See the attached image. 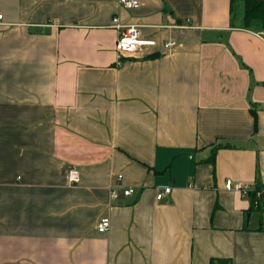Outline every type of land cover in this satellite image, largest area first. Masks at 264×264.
<instances>
[{
    "label": "crops",
    "instance_id": "0c3cea01",
    "mask_svg": "<svg viewBox=\"0 0 264 264\" xmlns=\"http://www.w3.org/2000/svg\"><path fill=\"white\" fill-rule=\"evenodd\" d=\"M138 1L0 0V264H264V205L225 186H264V29ZM115 16L156 45L118 53Z\"/></svg>",
    "mask_w": 264,
    "mask_h": 264
},
{
    "label": "built area",
    "instance_id": "2783aa9c",
    "mask_svg": "<svg viewBox=\"0 0 264 264\" xmlns=\"http://www.w3.org/2000/svg\"><path fill=\"white\" fill-rule=\"evenodd\" d=\"M118 5L126 8L132 9L139 5L138 0H117ZM2 19V14L0 13V20ZM111 27L115 28L118 31L117 38L114 43V49L118 53H132V52H142L144 49L153 47L156 45V40L152 38H145L141 36L139 28L135 25H131L125 27L119 22L117 16L112 18ZM260 37L264 39V30L256 33ZM175 43L173 41H168L164 43L163 51L170 52L171 48L174 47ZM68 180L70 182H77L79 179L78 171L75 169L68 171ZM121 175L117 176V181L121 180ZM225 186L227 188H232L242 194V196L251 195L252 196V204L255 207H259L260 204L264 205V186L250 189L243 182H235L233 183L231 180H226ZM171 188L169 186H165L162 189L157 190L156 199L160 200L162 197L170 192ZM133 192V187H124L123 193L124 195H130ZM111 196L115 198L117 193L115 189H112ZM110 227V219L107 216H103L99 219L96 224V229L98 232L104 233L109 230ZM262 228L264 229V221L262 223Z\"/></svg>",
    "mask_w": 264,
    "mask_h": 264
},
{
    "label": "trees",
    "instance_id": "16d2710c",
    "mask_svg": "<svg viewBox=\"0 0 264 264\" xmlns=\"http://www.w3.org/2000/svg\"><path fill=\"white\" fill-rule=\"evenodd\" d=\"M238 2H241L242 6L241 10L243 25L248 28L255 27L258 29H264V0H230L229 7L230 13H232V15ZM241 64L244 65L242 62ZM252 113L255 116V113L253 111ZM218 147L219 145H215L214 150H216ZM209 160L213 161V156ZM211 263L216 264L212 261Z\"/></svg>",
    "mask_w": 264,
    "mask_h": 264
}]
</instances>
